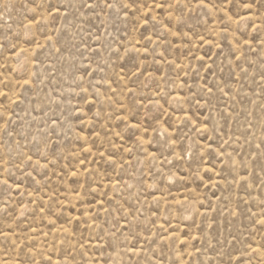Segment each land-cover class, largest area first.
I'll list each match as a JSON object with an SVG mask.
<instances>
[{
    "label": "rangeland",
    "instance_id": "obj_1",
    "mask_svg": "<svg viewBox=\"0 0 264 264\" xmlns=\"http://www.w3.org/2000/svg\"><path fill=\"white\" fill-rule=\"evenodd\" d=\"M0 264H264V0H0Z\"/></svg>",
    "mask_w": 264,
    "mask_h": 264
}]
</instances>
